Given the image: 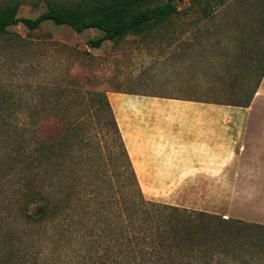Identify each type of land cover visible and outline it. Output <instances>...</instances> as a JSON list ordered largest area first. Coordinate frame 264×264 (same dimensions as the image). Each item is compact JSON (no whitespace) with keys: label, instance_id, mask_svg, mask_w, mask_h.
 I'll use <instances>...</instances> for the list:
<instances>
[{"label":"rangeland","instance_id":"rangeland-1","mask_svg":"<svg viewBox=\"0 0 264 264\" xmlns=\"http://www.w3.org/2000/svg\"><path fill=\"white\" fill-rule=\"evenodd\" d=\"M53 1L66 7L82 2ZM165 1L157 0L155 4ZM204 4L210 11L207 18L196 11L195 5L187 15L174 18L169 24L127 36L117 45L107 41L99 49L91 48L89 41L101 37V31L92 29L77 34L68 26L52 22L32 31L15 25L0 36L1 106L33 114L32 119L17 120L42 126L45 137H53L65 124L73 123L76 128L82 124L81 134L88 146L84 151L77 147L73 152L55 149L57 158L50 161L47 171V181L51 182L57 179L55 173L63 170L60 204L66 205L70 197L74 200L72 195L78 189L91 190L89 181L117 196L124 184L132 195H140L121 133L114 125L111 103L115 92L148 91L163 97L234 106L229 104H243L256 91L243 117L264 118V78L257 89L264 67V0H204ZM183 6L188 8L191 3L188 0ZM46 10V0H24L3 15L36 18ZM231 194L227 191V196ZM232 202L227 199V208L236 204L240 215L248 218L249 198ZM7 212V207L0 206V218L8 216ZM9 221L0 220L1 253L7 252L11 234L23 232V227L17 231L12 224L15 219ZM31 231L26 238L27 247L21 249L33 255L39 238Z\"/></svg>","mask_w":264,"mask_h":264},{"label":"trees","instance_id":"trees-1","mask_svg":"<svg viewBox=\"0 0 264 264\" xmlns=\"http://www.w3.org/2000/svg\"><path fill=\"white\" fill-rule=\"evenodd\" d=\"M23 1L1 2L0 36L15 25L32 31L52 22L77 34L101 31V37L89 41L93 49L107 41L117 45L127 36L169 24L195 5L203 18L210 12L204 0H189L188 8L183 6L188 0L162 4H155L157 0H82L73 7L46 0L47 10L36 18L3 15ZM262 69L257 89L264 77ZM255 93L243 104L229 105L247 108ZM104 100L111 110L107 98ZM19 117L32 119L33 114L27 115L21 108L7 110L0 100V206L9 210L0 220L9 223L15 219L12 224L17 231L23 227L22 233L11 234L7 240L8 250L0 252V264H264V225L147 201L123 140L140 195H132L124 184L117 196L89 181L91 190L78 189L72 195L74 200L70 197L66 205L60 204L63 170L51 182L47 171L50 161L57 158L55 149L73 152L75 147L84 151L88 146L81 134L82 124L77 128L65 124L53 137H45L42 126L26 119L19 122ZM114 125L120 133L116 121ZM30 229L39 238L33 255L21 249L27 247ZM18 242L19 247L15 246Z\"/></svg>","mask_w":264,"mask_h":264},{"label":"crops","instance_id":"crops-1","mask_svg":"<svg viewBox=\"0 0 264 264\" xmlns=\"http://www.w3.org/2000/svg\"><path fill=\"white\" fill-rule=\"evenodd\" d=\"M111 105L147 200L264 224V118L148 91L115 92ZM247 197L248 218L227 208Z\"/></svg>","mask_w":264,"mask_h":264}]
</instances>
